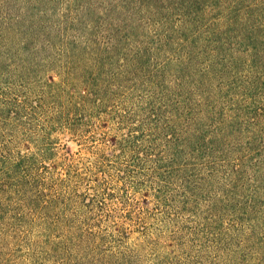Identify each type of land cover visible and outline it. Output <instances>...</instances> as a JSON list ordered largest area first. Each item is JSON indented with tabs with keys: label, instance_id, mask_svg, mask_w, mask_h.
I'll list each match as a JSON object with an SVG mask.
<instances>
[{
	"label": "rangeland",
	"instance_id": "rangeland-1",
	"mask_svg": "<svg viewBox=\"0 0 264 264\" xmlns=\"http://www.w3.org/2000/svg\"><path fill=\"white\" fill-rule=\"evenodd\" d=\"M11 65L32 100L64 90L86 110L104 104L90 136L52 131L39 169L74 165L80 192L101 190L108 216L92 228L115 232L102 248L120 264H264V0H0V68ZM131 94L147 100L140 157L114 145L107 101ZM5 144L11 162L28 152ZM129 179L135 208L120 196ZM34 236L0 241V264H82Z\"/></svg>",
	"mask_w": 264,
	"mask_h": 264
},
{
	"label": "trees",
	"instance_id": "trees-1",
	"mask_svg": "<svg viewBox=\"0 0 264 264\" xmlns=\"http://www.w3.org/2000/svg\"><path fill=\"white\" fill-rule=\"evenodd\" d=\"M0 69V115H4V120L0 121L3 125L0 129V241H5L14 234H31L44 238L48 246L56 245L59 248L60 242L65 243V246L67 244L65 249L77 255L76 260H82V264H120V252L110 249L105 251L102 248L104 238L112 237L115 232L102 234L92 228L108 216L103 214L107 202L100 197L101 190L94 195L89 191L80 192L79 185L86 180V175L80 169H74V165L65 166L66 177H56L49 170L43 172L39 169L42 158L47 153L45 151L54 147L52 131L55 129L69 130L81 137L91 135L96 126L92 118L95 117L93 110L105 112L102 110L104 104H100L101 99L93 98L90 101L94 108L92 111L86 110L83 103L76 101L64 90L57 96H51L49 91H45L37 100H32L28 82L24 83L23 79L16 76L15 65H11L8 70L6 67ZM107 101L112 103L111 107L115 108L114 113L119 118L114 120L117 129L122 130L120 135L114 137V145L123 152L140 153L138 157L146 154L145 150L140 151L146 147L145 139L148 134L145 129H137L134 123L136 119L142 118L140 115L147 109V100L143 96L131 94L125 100L114 97L107 98ZM99 117L101 118V114ZM7 127H11V138L4 133ZM15 138L19 141H15ZM13 142L23 143L28 152L22 154L20 149L17 158L11 162L9 158L13 157L9 154L8 158L5 154V151L11 150L5 143ZM24 142H40L42 146L35 153ZM102 165L101 161L96 164L97 168ZM46 167L48 168L44 166ZM15 171L18 175L20 171L25 175L13 177ZM129 180L131 182L126 184L129 183L130 186L120 187V196L124 203L135 208L134 206L141 204V200L135 197L134 180ZM96 181L99 183V180ZM156 183L158 181L154 179V183L148 188ZM140 189H143L142 186ZM160 189L161 186L155 190L159 192ZM163 199L160 196L158 201ZM130 216L133 217V214ZM122 235L125 238L128 236L125 232ZM53 236L60 242L53 240L56 239Z\"/></svg>",
	"mask_w": 264,
	"mask_h": 264
}]
</instances>
